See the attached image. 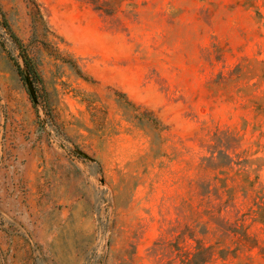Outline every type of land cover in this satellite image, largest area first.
I'll return each instance as SVG.
<instances>
[{"label":"rangeland","instance_id":"obj_1","mask_svg":"<svg viewBox=\"0 0 264 264\" xmlns=\"http://www.w3.org/2000/svg\"><path fill=\"white\" fill-rule=\"evenodd\" d=\"M261 61L264 0H0V264H264Z\"/></svg>","mask_w":264,"mask_h":264},{"label":"trees","instance_id":"obj_2","mask_svg":"<svg viewBox=\"0 0 264 264\" xmlns=\"http://www.w3.org/2000/svg\"><path fill=\"white\" fill-rule=\"evenodd\" d=\"M261 64L264 66V61H261ZM236 70L238 73L241 71L240 67ZM195 249L196 252L183 260V264H206L212 260L214 254L211 247L205 248L197 242Z\"/></svg>","mask_w":264,"mask_h":264},{"label":"crops","instance_id":"obj_3","mask_svg":"<svg viewBox=\"0 0 264 264\" xmlns=\"http://www.w3.org/2000/svg\"><path fill=\"white\" fill-rule=\"evenodd\" d=\"M34 199H36L34 201ZM31 204H36V205H40V206H43L45 204V199H44V194L43 192H38L36 195H33L31 197V200H30ZM34 210V206L32 207V211Z\"/></svg>","mask_w":264,"mask_h":264},{"label":"water","instance_id":"obj_4","mask_svg":"<svg viewBox=\"0 0 264 264\" xmlns=\"http://www.w3.org/2000/svg\"><path fill=\"white\" fill-rule=\"evenodd\" d=\"M27 83L29 84L28 79H27ZM30 94H31L32 98L35 99L34 98V92L32 90H30Z\"/></svg>","mask_w":264,"mask_h":264}]
</instances>
